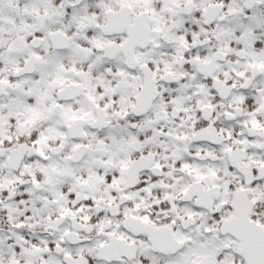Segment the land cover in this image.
Returning a JSON list of instances; mask_svg holds the SVG:
<instances>
[{
	"label": "snow or ice",
	"instance_id": "snow-or-ice-1",
	"mask_svg": "<svg viewBox=\"0 0 264 264\" xmlns=\"http://www.w3.org/2000/svg\"><path fill=\"white\" fill-rule=\"evenodd\" d=\"M0 264H264V0H0Z\"/></svg>",
	"mask_w": 264,
	"mask_h": 264
}]
</instances>
